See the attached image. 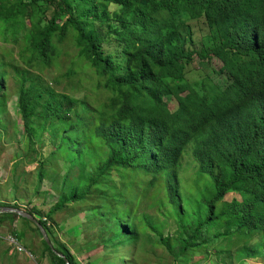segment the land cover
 <instances>
[{"label":"trees","instance_id":"obj_1","mask_svg":"<svg viewBox=\"0 0 264 264\" xmlns=\"http://www.w3.org/2000/svg\"><path fill=\"white\" fill-rule=\"evenodd\" d=\"M195 58L198 82L186 78ZM63 67L76 87L47 78ZM12 97L27 153L39 157L43 138L52 147L38 180L57 194L43 216L24 211L70 264L54 221L70 208L97 220L99 242L114 219L117 239L162 249L164 264L264 259V0H0V115ZM187 150L196 167L181 191ZM48 161L61 170L47 173ZM21 219L38 258L66 264Z\"/></svg>","mask_w":264,"mask_h":264},{"label":"rangeland","instance_id":"obj_2","mask_svg":"<svg viewBox=\"0 0 264 264\" xmlns=\"http://www.w3.org/2000/svg\"><path fill=\"white\" fill-rule=\"evenodd\" d=\"M63 61H66V58ZM213 66L216 68L218 66L217 62H213ZM189 68L190 70L186 76L188 81L198 82L199 77L206 72H204V64L200 63L196 58ZM56 76L62 77V81L58 86L59 89H70L71 86L76 87V80L72 77L67 78L64 67L61 70L52 69L48 72L47 78L51 80ZM165 100L171 106V109L174 110L176 106L174 100L169 97L165 98ZM14 102L15 98L12 97L8 104L7 117H5V114L0 115V121L6 118L5 129L2 130L0 128L3 133L0 136V205H16L19 206L18 209L23 211L36 207L43 216L48 208L53 206L57 196L56 191L51 189L52 183H49L48 179L38 180V169L42 167L40 161L51 152L52 147L43 138V145H35L38 149L39 157H36L33 151L27 153L21 124L16 125L15 123V121H18L19 116L14 113ZM186 152L181 160V169H177V175L180 177L179 181L183 184L181 191L185 189L186 183L192 181V176L191 181L187 177L194 173L196 167V163L192 161L188 154L189 151L187 150ZM49 166L61 170L58 162L48 161L43 165L47 173L52 171ZM235 196V194H229L226 200L233 199ZM82 210L80 208L74 210L70 208L54 217V221L59 226L55 229L57 244L66 243L69 250L76 255L78 264H164L165 255L162 249L153 248L148 243H145L137 252H134L126 245L123 235L120 240L117 239L114 219H112L111 234L108 233L107 235L106 233V237L99 242L97 239L99 227L97 220L92 227V219L94 218L89 211L83 214L81 213ZM106 223L107 218L104 216V226ZM12 229L19 230L18 232L22 233L25 241L20 237V239L17 238L20 245L27 252H16L4 239H0V264H38L37 260H41L39 264H52L47 255L38 258L37 250L41 248L40 238L21 218L17 219L13 225L9 220L4 221L0 225V234L3 237L11 235ZM109 235H112L110 246L107 242ZM91 239H93L95 250L92 254L86 255V245ZM72 243L75 244V247ZM203 257L196 255L193 262H198L197 264H215L213 260L208 261L207 259L202 262L201 259H204ZM246 263L264 264V259H251L247 260Z\"/></svg>","mask_w":264,"mask_h":264},{"label":"water","instance_id":"obj_3","mask_svg":"<svg viewBox=\"0 0 264 264\" xmlns=\"http://www.w3.org/2000/svg\"><path fill=\"white\" fill-rule=\"evenodd\" d=\"M16 214L18 216H20L21 218H24V219H27L29 221H31L33 224L36 225V228L39 230V233L41 235V238L42 240L49 246L52 248V250H54L53 246H52V243L49 242V239H48V236L45 232V230L43 229V227L36 221L37 219L30 213L28 212H25L23 210H20V209H17V208H9V207H6V208H2L0 210V215H3V214ZM55 251V250H54ZM56 255H59L61 257H63L65 260H66V264H70L69 261L67 260L66 256H64L63 254L55 251Z\"/></svg>","mask_w":264,"mask_h":264},{"label":"built area","instance_id":"obj_4","mask_svg":"<svg viewBox=\"0 0 264 264\" xmlns=\"http://www.w3.org/2000/svg\"><path fill=\"white\" fill-rule=\"evenodd\" d=\"M0 239H4L10 246L14 248L16 252H27L25 248L20 245L18 238H16L15 236L8 235L3 237L0 234Z\"/></svg>","mask_w":264,"mask_h":264},{"label":"bare ground","instance_id":"obj_5","mask_svg":"<svg viewBox=\"0 0 264 264\" xmlns=\"http://www.w3.org/2000/svg\"><path fill=\"white\" fill-rule=\"evenodd\" d=\"M5 208H6V207H5ZM9 208H10V207H9ZM1 209H2V208H1ZM1 209H0V210H1ZM23 219H24V218H23Z\"/></svg>","mask_w":264,"mask_h":264}]
</instances>
